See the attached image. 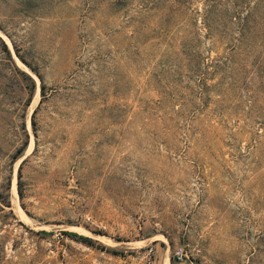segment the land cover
Wrapping results in <instances>:
<instances>
[{"label": "rangeland", "instance_id": "rangeland-1", "mask_svg": "<svg viewBox=\"0 0 264 264\" xmlns=\"http://www.w3.org/2000/svg\"><path fill=\"white\" fill-rule=\"evenodd\" d=\"M0 264H264V0H0Z\"/></svg>", "mask_w": 264, "mask_h": 264}, {"label": "built area", "instance_id": "built-area-1", "mask_svg": "<svg viewBox=\"0 0 264 264\" xmlns=\"http://www.w3.org/2000/svg\"><path fill=\"white\" fill-rule=\"evenodd\" d=\"M174 256L176 259L181 260L183 257L187 256L186 252L184 251V248L179 247L175 250Z\"/></svg>", "mask_w": 264, "mask_h": 264}, {"label": "trees", "instance_id": "trees-1", "mask_svg": "<svg viewBox=\"0 0 264 264\" xmlns=\"http://www.w3.org/2000/svg\"><path fill=\"white\" fill-rule=\"evenodd\" d=\"M4 48H5V50H6L7 54H8V58H10V54H9V51H8V48L6 47V45H4Z\"/></svg>", "mask_w": 264, "mask_h": 264}]
</instances>
